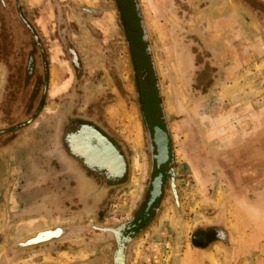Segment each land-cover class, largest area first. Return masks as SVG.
<instances>
[{
	"label": "rangeland",
	"instance_id": "rangeland-1",
	"mask_svg": "<svg viewBox=\"0 0 264 264\" xmlns=\"http://www.w3.org/2000/svg\"><path fill=\"white\" fill-rule=\"evenodd\" d=\"M135 1L0 0V264H264V0Z\"/></svg>",
	"mask_w": 264,
	"mask_h": 264
},
{
	"label": "crops",
	"instance_id": "crops-1",
	"mask_svg": "<svg viewBox=\"0 0 264 264\" xmlns=\"http://www.w3.org/2000/svg\"><path fill=\"white\" fill-rule=\"evenodd\" d=\"M235 209L236 212L238 211L236 221L235 217L233 218L235 229L238 231L237 235H256L264 231V206L260 205L259 200L242 198ZM197 255L200 254L197 253Z\"/></svg>",
	"mask_w": 264,
	"mask_h": 264
},
{
	"label": "flooded vegetation",
	"instance_id": "flooded-vegetation-1",
	"mask_svg": "<svg viewBox=\"0 0 264 264\" xmlns=\"http://www.w3.org/2000/svg\"><path fill=\"white\" fill-rule=\"evenodd\" d=\"M134 7H135V9H134ZM121 8H122V11H123V13L125 15V19H127V23H128V26H129V30L132 31V32H136V30H137V20H138L137 18L139 17V11H138V8H137L136 1L135 0H121ZM135 10H136V12H135ZM129 11L134 15V18H135V25L134 26H132L129 23V21H128ZM134 36H135V34H134ZM136 44H138V45H136ZM134 46L135 47H139L140 46V43L139 42H136V40H135L134 41ZM136 52H137V50H136ZM138 59H139V55H138ZM143 85L146 86L145 88L150 87L149 84H148V82L146 80L143 81ZM144 94H145V90H144ZM147 109H148V107H147ZM157 127L160 128L167 135L166 136L167 137L166 138L167 139V142H166L167 156H165V159H163L164 161L160 165L158 164V159H157V156H159V154H160V152H159V146H158V143L156 142V136H155L156 135L155 128H157ZM153 135H154L153 142H154V145H155V148H156L155 159H156V162H157V166H161L164 163H166L167 161H169V159H170L169 134L162 127L156 126V127H154V133H153ZM161 175H162V185H163L164 174L163 173H159L158 176L154 180L153 188H152V191H151V196H150V199H149L147 208H151L149 206H152V204L155 202V200L162 194V192H161V194L154 201H152V193L155 190V184L157 183V180L159 179V177ZM162 185H161V191H162Z\"/></svg>",
	"mask_w": 264,
	"mask_h": 264
},
{
	"label": "water",
	"instance_id": "water-1",
	"mask_svg": "<svg viewBox=\"0 0 264 264\" xmlns=\"http://www.w3.org/2000/svg\"><path fill=\"white\" fill-rule=\"evenodd\" d=\"M155 131H156V137H157V134L159 131L163 132L160 128H155ZM164 133V132H163ZM165 134V133H164ZM166 135V134H165ZM167 136V135H166ZM157 142V141H156ZM167 148V147H166ZM104 152L105 153H110V152H114V149L111 148L110 146H108L107 144L105 145L104 147ZM160 152V151H159ZM106 154V159H109ZM166 156H167V149H166ZM160 155L157 156V159H158V164L160 165L164 160H160ZM157 183H158V186L155 184V190L153 191L152 193V201H154L160 194H161V185H162V175L159 177V179L157 180ZM117 259L119 262L123 261V257H124V242H121L120 243V248H119V251L117 253Z\"/></svg>",
	"mask_w": 264,
	"mask_h": 264
},
{
	"label": "bare ground",
	"instance_id": "bare-ground-1",
	"mask_svg": "<svg viewBox=\"0 0 264 264\" xmlns=\"http://www.w3.org/2000/svg\"><path fill=\"white\" fill-rule=\"evenodd\" d=\"M166 135L159 131L158 134H157V137H156V141L158 143V146H159V151H160V160H163L165 159V156H166V142H167V139H166ZM156 185L158 186V183H156Z\"/></svg>",
	"mask_w": 264,
	"mask_h": 264
},
{
	"label": "clouds",
	"instance_id": "clouds-1",
	"mask_svg": "<svg viewBox=\"0 0 264 264\" xmlns=\"http://www.w3.org/2000/svg\"><path fill=\"white\" fill-rule=\"evenodd\" d=\"M219 235L222 237L223 236V233H220Z\"/></svg>",
	"mask_w": 264,
	"mask_h": 264
}]
</instances>
